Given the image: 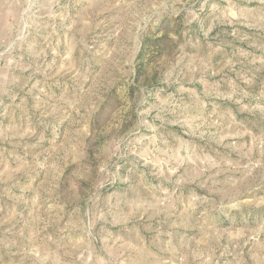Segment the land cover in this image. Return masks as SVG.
Segmentation results:
<instances>
[{
	"label": "rangeland",
	"instance_id": "obj_1",
	"mask_svg": "<svg viewBox=\"0 0 264 264\" xmlns=\"http://www.w3.org/2000/svg\"><path fill=\"white\" fill-rule=\"evenodd\" d=\"M0 264H264V0H0Z\"/></svg>",
	"mask_w": 264,
	"mask_h": 264
}]
</instances>
